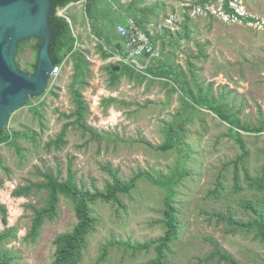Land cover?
Wrapping results in <instances>:
<instances>
[{
    "label": "rangeland",
    "instance_id": "obj_1",
    "mask_svg": "<svg viewBox=\"0 0 264 264\" xmlns=\"http://www.w3.org/2000/svg\"><path fill=\"white\" fill-rule=\"evenodd\" d=\"M117 1L116 9L126 14L125 8L132 0ZM137 1L138 6L148 10L158 6L153 12L147 10V27L154 35L160 61L181 66L188 76L193 71L203 90L211 85L215 99L228 94L224 102L239 112L242 123L258 125L264 121V0H233L231 5L240 17L226 14L223 0L211 1L207 6L194 5L193 0ZM71 6L59 12L68 14L66 11ZM76 7L84 13L81 2ZM184 13L190 17V34L177 39L182 33ZM76 16L78 20H86L82 13L74 12L73 18ZM115 25L109 23L102 28L110 34L106 42L119 40ZM73 26L76 29L74 23ZM84 37L82 48L92 72L88 83L80 89L89 103L87 123L98 134L84 132L72 124L66 128L65 145L60 150L51 146L47 149V143L74 120L70 117L75 110L74 68L68 59L61 72L51 77L44 95L19 107L10 117L8 128L35 132L36 138H19L20 153L7 143L0 144V202L7 207L6 222L0 215V232L16 227L0 243V251H6L15 264H55V238L71 231L77 222L74 200L61 195L58 217L45 222L33 241L27 238L33 218L30 206L42 207L46 191L33 188L29 195H16L14 191L19 186L43 180L48 169L66 178L72 161L80 184L91 191L103 190L112 180L106 166L118 169L117 176L123 181H129L142 170L163 176L182 169L188 171L172 190L180 227L178 238L166 253L169 264H204L202 259L210 254L214 242L242 264H264V242L254 234L227 232L216 216L230 210L243 221L256 218L240 201L249 198L256 201L259 196L258 191L250 190L243 182L241 166L238 172L243 190L234 191L233 161L241 151L228 132V124L210 109H203L185 126L184 148L177 143L165 152L158 150L168 137L169 123L182 108L181 90L174 89L171 80L170 84L160 77L140 81L126 74L112 87L107 67L121 60L116 56L103 58L98 49L99 39L91 30ZM33 43L35 39H30L22 46L18 56L22 68H30L35 60ZM137 59L142 60V56ZM107 97L116 100L104 104ZM35 107L38 112L34 111ZM242 138L250 152L245 167L251 176H256L264 164V130L243 132ZM219 179L225 189L217 198L211 192ZM169 192L166 186L152 184L142 177L130 193L119 195L120 202L99 199L92 203L98 223L88 236L89 244L79 264H97L103 247H108V253L101 264H142L155 258L154 247L135 251L108 244L110 241L143 243L161 236L165 231L164 198ZM208 264H218L217 258Z\"/></svg>",
    "mask_w": 264,
    "mask_h": 264
},
{
    "label": "trees",
    "instance_id": "obj_2",
    "mask_svg": "<svg viewBox=\"0 0 264 264\" xmlns=\"http://www.w3.org/2000/svg\"><path fill=\"white\" fill-rule=\"evenodd\" d=\"M211 1L218 0H193V4L207 6ZM223 1V9L226 14L240 17L239 13L231 5L233 0ZM79 2H81L84 6L85 15L89 20L92 32L96 37L99 38V52H101L102 57L105 59L114 55V50H111L109 47L111 41L109 40L106 42L105 38L107 34H105L104 30L102 29L104 26H106V24H113L115 22L117 25H119L125 22L124 18L131 16L134 17L143 28L147 29V12H153L158 8V6H154L152 9L148 10L146 7L138 6L139 2L137 0H132L127 4L125 8L126 14H124L116 9L117 3L119 2L117 0H52V12L50 15V29L52 31V36L49 44V51L56 65L63 64L64 66L68 59L72 61L74 68V82L72 84V92L75 110L70 114V117H74L73 122L67 123L61 133L55 139H51L47 143L48 151L51 147H54L56 150H60L63 145H65L66 140L64 139V135L66 128L69 125L74 124V126L76 125L77 127L83 129L84 132L98 134L97 131L87 123L86 117L89 114V103L85 99L80 89L81 86H85L88 83L87 78L92 72L90 69V61L87 57V53L77 46V36L73 31V22L69 21L65 15H62L59 12L61 9L66 7L69 8L72 4L75 5ZM187 9H189V7H187ZM189 18L190 17L188 13H184V20L181 24L182 33L179 35V37H177V39H182L189 36L191 30L189 28ZM247 19L251 21L256 20L254 17H247ZM118 20L119 22H117ZM116 31L118 30L116 29ZM30 39H35V43L32 45V48L35 51V60L30 63V68H22L19 64L18 56L22 50L23 44ZM102 39L105 41L102 42ZM171 40L175 41L176 39L171 37ZM41 44L42 40L37 37H31L20 42L15 58L17 59L16 63L21 70L34 72L37 54ZM105 45H107L106 48L104 47ZM116 45L118 50L124 54L122 51V40L117 41ZM159 59V56L151 59L148 65L143 69H136L129 63H125L123 61H119L117 63L120 67L119 69L114 68L116 67V64H109L107 70L110 74V85L112 87L116 86L120 77L126 74L129 78H136L140 81H143L146 78L153 80L156 77H160L164 78L166 84H170L171 80L174 82L173 88H178L181 90L182 108L175 114L173 121L169 123V126L166 130L168 137L166 138L165 142L157 148L163 152L176 146L177 143L182 144V148H184L185 126L187 123L192 122L194 115L200 113L203 111V109H210L223 122L228 124V132L237 142L241 151L238 157L233 161L235 167L233 176L234 191L240 192L243 190L238 172L239 166H241L244 171L243 182L247 184L250 190L258 191L259 196L256 198V201H254L252 198L240 201V205L243 208L252 210V212L256 215V218L243 221L237 219L232 214V212L228 210L226 213L216 214L218 223L223 222L227 227V232L235 234L242 231L244 234H254L256 239L264 242V164L258 175H250L249 171L245 167V163L250 156V152L242 138L243 132H262L264 130V121L258 125L242 123V121L239 119V112L233 111V109L229 108L228 104L224 102L228 94H222V97L215 99V97L212 95L211 85L206 90H203L200 87V84L198 83L199 79L195 78L194 72L191 71V66L190 71L192 75L188 76L186 71L183 70L181 66L166 63L160 61ZM115 100L116 99L114 97H107L103 99V103L108 104ZM31 101L32 99L28 100L25 104L30 103ZM33 109L35 112H38L39 110L37 107ZM19 138L34 139L36 138V133L11 130L8 128V126L0 130V144L7 143L10 146L15 147L20 153L22 148L18 143ZM1 163L2 158L0 156V164ZM105 168L109 172L112 180L106 184L103 190L96 189L91 191L89 189H85L76 177V172L72 168V161L68 166L66 178H62L59 172H54L48 169L43 174V180L36 183L31 182L25 186H19L14 191L16 195H29L33 188L46 191V198L42 207L36 208L33 205L30 206L33 210V218L27 238H31L33 241H35L39 236V232L43 224L58 217L61 195L71 197L74 200V209L77 222L71 231L61 233L55 238L57 248L54 263L79 264L82 259L83 252L89 244L88 236L92 231L95 230L98 223V217L93 213L90 205L99 199L106 202L112 200L115 202H120L119 195L130 193L135 186V182L139 178L145 177L152 184L166 186L170 190V192L164 198V218L162 221L165 226L164 233L158 238L145 241L143 243L110 241L108 246H125L135 251L143 249L147 250L151 247H154L156 250V257L142 264H169L166 253L170 250L171 243L178 238L180 227L179 220L176 216V209L172 202V190L178 179L187 174L188 171L182 169L178 172H173L171 176H163L160 174L154 175L148 171L142 170L133 176L129 181H123L117 176L118 169L111 170L109 166H106ZM177 174L179 177L175 176ZM224 189L225 187L222 181L219 179L215 189L211 192V194L214 195V197L219 198L222 194L221 192L224 191ZM0 215L2 216V220L6 222L7 207L1 202ZM14 231H16V227H9L0 232V243L6 239L7 236L12 235ZM107 253L108 247H103V252L98 258L97 264H101L107 259ZM215 258H217L218 264H242L239 260L232 256V254L223 249L217 242L213 243L212 251L206 258L202 259V261L204 264H208ZM0 264L15 263H13L12 259L8 257L6 251H0Z\"/></svg>",
    "mask_w": 264,
    "mask_h": 264
},
{
    "label": "water",
    "instance_id": "obj_3",
    "mask_svg": "<svg viewBox=\"0 0 264 264\" xmlns=\"http://www.w3.org/2000/svg\"><path fill=\"white\" fill-rule=\"evenodd\" d=\"M51 12L52 0H0V130L16 108L48 88L55 66L49 51ZM31 37L42 44L34 72H27L18 67L15 55L20 42Z\"/></svg>",
    "mask_w": 264,
    "mask_h": 264
},
{
    "label": "built area",
    "instance_id": "obj_4",
    "mask_svg": "<svg viewBox=\"0 0 264 264\" xmlns=\"http://www.w3.org/2000/svg\"><path fill=\"white\" fill-rule=\"evenodd\" d=\"M62 15L66 14L60 13ZM68 18V17H67ZM118 33L123 38L124 54L117 56L118 60L129 63L136 69L145 68L149 61L158 56V48L154 42V35L148 28H143L134 17L127 16L125 22L117 26ZM142 56L145 62L138 60ZM63 67V64L54 66L51 77L57 76Z\"/></svg>",
    "mask_w": 264,
    "mask_h": 264
},
{
    "label": "crops",
    "instance_id": "obj_5",
    "mask_svg": "<svg viewBox=\"0 0 264 264\" xmlns=\"http://www.w3.org/2000/svg\"><path fill=\"white\" fill-rule=\"evenodd\" d=\"M68 14H66V13H64V14H66L67 15V17H68V20L69 21H72L75 25H76V29H75V27L73 26V31H74V33H75V35L77 36V46L78 47H80L81 49H83L82 48V46L84 47V40H85V37H84V35H85V33H86V31H92V28H91V25H90V23H89V20H88V18L86 17V15H85V10H84V13L78 8V7H76V8H74V5H72L71 6V8L70 9H68V11H66ZM82 13V14H84V16H85V19L86 20H88L87 22H88V25H86V20H84V21H82V20H78V17L76 16L75 18H73V13ZM61 13V12H60ZM69 15V16H68ZM90 25V26H89ZM117 25V24H116ZM118 26V25H117ZM117 26H115V28L117 29ZM91 28V29H90ZM118 32V31H117ZM93 33V32H92ZM94 34V33H93ZM105 34H107V33H105ZM95 35V34H94ZM109 35V37H110V34H107V36ZM98 38V37H97ZM99 39V38H98ZM110 39H112V38H110ZM118 39L119 40H117V41H121L122 40V42H124L123 41V38L120 36V34L118 33ZM105 40L104 39H102V42H104ZM111 41V40H110ZM117 41L116 42H114V43H112L111 42V44H110V49L111 50H114V55L113 56H116V59H117V56L118 55H120V54H122L119 50H118V47H117V45H116V43H117ZM105 48L107 47V45H105L104 46ZM99 49V48H98ZM124 46H123V48H122V51L123 52H125L124 50ZM86 50V49H85ZM113 56H111V57H113ZM87 57H88V55H87ZM111 57H109V58H111ZM89 59V58H88ZM141 61H145V59L144 58H142V60ZM117 66H119L118 64H116V67Z\"/></svg>",
    "mask_w": 264,
    "mask_h": 264
}]
</instances>
